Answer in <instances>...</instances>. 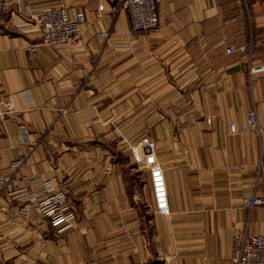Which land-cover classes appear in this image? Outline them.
<instances>
[{"label": "crops", "instance_id": "1", "mask_svg": "<svg viewBox=\"0 0 264 264\" xmlns=\"http://www.w3.org/2000/svg\"><path fill=\"white\" fill-rule=\"evenodd\" d=\"M117 4L0 0V73L14 107L0 114V174L23 160L18 185L0 190V264H234L235 228L264 231V208L244 202L264 193V133L229 128L254 109L264 126V71H249L264 62V0H163L150 33ZM60 5L84 12V44L44 45L23 14ZM145 136L157 145L169 216L156 212L125 143ZM46 179L75 213L60 233L37 208L21 217L26 200L10 194Z\"/></svg>", "mask_w": 264, "mask_h": 264}, {"label": "built area", "instance_id": "2", "mask_svg": "<svg viewBox=\"0 0 264 264\" xmlns=\"http://www.w3.org/2000/svg\"><path fill=\"white\" fill-rule=\"evenodd\" d=\"M162 1L119 0V4L114 6V10H127L132 29L150 33L160 28L159 5ZM102 11L103 5H100L98 14L101 15ZM23 14L27 21L40 32L41 43L44 45L56 48L65 45L80 46L85 43L83 38L85 14L83 11H77L74 15H70L67 8L60 5L50 6L40 11L27 8ZM101 35L107 37L109 33L102 32ZM28 48L36 51L38 44H30ZM233 51L232 46L227 48V52L231 53ZM249 71L250 73L264 71V62L258 65L250 63ZM13 110L12 96L3 90L0 73V114L10 113ZM229 128L232 135L256 134L260 136L264 133V126L259 122L255 109L248 113L246 121L241 126L237 121L231 120ZM20 131L24 140L30 144L31 149L39 144V141H33L29 138V131L24 125H20ZM129 146L133 161L149 172L156 212L161 215H171L165 172L157 158L156 143L145 136L137 143H130ZM22 164V159L13 164L15 171L12 176L0 174V190L8 186L16 187L18 185L21 179L18 167ZM239 167V165H228L230 170ZM263 169L262 161H260L259 174ZM17 193L21 194L20 198L26 200V203L19 209L21 217L26 218L32 208H37L39 212L50 218L56 232L60 233L73 227L75 213L69 204V195L65 189L57 187L51 179L44 180L41 186L35 189L24 187L10 191V194ZM135 198L138 199L137 196ZM244 202L249 211L256 207L264 208V193L258 194L257 191H253L245 197ZM119 227L126 230V225L123 222L120 223ZM231 259L234 264H264V231L252 233L249 230L248 223L244 227H236L233 232Z\"/></svg>", "mask_w": 264, "mask_h": 264}, {"label": "rangeland", "instance_id": "3", "mask_svg": "<svg viewBox=\"0 0 264 264\" xmlns=\"http://www.w3.org/2000/svg\"><path fill=\"white\" fill-rule=\"evenodd\" d=\"M127 145H128V150L130 152V142H125ZM137 170H138V173L140 174V179H141V183L143 184L144 182L145 183H148V180H149V183H150V178L149 176L146 175V173H144L147 169H144L141 165H138L137 164ZM148 171V170H147ZM148 173V172H147ZM149 178V179H148ZM151 185V184H150ZM147 188H149V185H147ZM152 189V188H151Z\"/></svg>", "mask_w": 264, "mask_h": 264}]
</instances>
